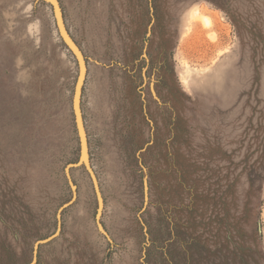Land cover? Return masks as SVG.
<instances>
[{
  "label": "rangeland",
  "instance_id": "1",
  "mask_svg": "<svg viewBox=\"0 0 264 264\" xmlns=\"http://www.w3.org/2000/svg\"><path fill=\"white\" fill-rule=\"evenodd\" d=\"M58 1L103 205L52 5L0 0V264H264V0Z\"/></svg>",
  "mask_w": 264,
  "mask_h": 264
},
{
  "label": "water",
  "instance_id": "2",
  "mask_svg": "<svg viewBox=\"0 0 264 264\" xmlns=\"http://www.w3.org/2000/svg\"><path fill=\"white\" fill-rule=\"evenodd\" d=\"M46 2L50 3L54 9L55 17H56V22L58 26V30L60 32V35L65 42V44L68 46V48L71 50L73 55L75 56L78 66H79V74L77 78V82L75 85V91H74V98H73V109L75 113V120H76V126H77V131L79 135V140H80V156L81 159L79 162L76 163H71L67 166V176L68 179L71 183L72 188L75 191V185L73 183L72 177H71V169L73 167L80 166L82 164L85 165L87 168L90 177L93 181L95 192L97 194L100 206L102 207L103 205V197L102 193L100 190L99 182L96 176V173L90 163L89 157V140H88V135L85 127V122L83 118V113H82V108H81V102H82V94H83V88L85 84V80L87 77V63L83 54V51L81 48L78 46L72 35L70 34L65 18H64V13L63 9L61 7V4L59 3L58 0H45ZM74 201H70L66 203L60 211L65 209L66 207L70 206ZM44 241H39V243H43Z\"/></svg>",
  "mask_w": 264,
  "mask_h": 264
},
{
  "label": "bare ground",
  "instance_id": "3",
  "mask_svg": "<svg viewBox=\"0 0 264 264\" xmlns=\"http://www.w3.org/2000/svg\"><path fill=\"white\" fill-rule=\"evenodd\" d=\"M204 21L206 22V24H211V19L209 17H204Z\"/></svg>",
  "mask_w": 264,
  "mask_h": 264
}]
</instances>
